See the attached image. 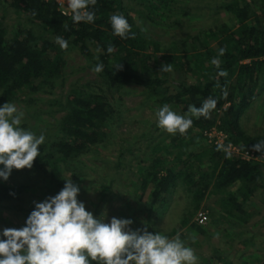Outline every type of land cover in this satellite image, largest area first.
<instances>
[{"label":"rangeland","instance_id":"1","mask_svg":"<svg viewBox=\"0 0 264 264\" xmlns=\"http://www.w3.org/2000/svg\"><path fill=\"white\" fill-rule=\"evenodd\" d=\"M228 1L190 0V8L163 11L166 17L173 20L154 15L155 12L149 11L150 8L147 9L138 0L131 1L134 8L130 11L134 20L141 25L143 32L161 42L156 52L158 64L165 61L161 56L164 52L167 55L166 62L172 66L169 79L163 84L165 89H149L138 83H128L123 87L110 86L99 73L92 70L95 67L93 59L97 56L83 54L68 41V49L62 50L56 43L59 35L49 31L39 21L30 19L9 2L0 0V28L4 29L7 38L12 39L16 33L32 29L38 37L49 38L57 44V50L63 54L65 61L62 67L64 79L61 76L53 77L37 89H17L9 103L24 113L20 127L37 137L41 134L45 136L44 143L39 146L40 154H44L49 151L52 140L57 139V121L67 111L66 99L70 94L82 90L105 97L114 105L115 111L102 124L106 130L103 140L72 157L56 153L54 158L49 159L50 163L61 166L59 182L65 185V179L71 178L80 189L78 201L83 202L86 210L104 223H110L113 217L130 219L132 224L129 227L133 231L146 227L149 232H158L170 239L179 234L185 246L194 250L197 264H264V172L255 191L247 196L238 188L241 180H236L223 191L216 190L211 184L205 195L195 200L189 190V183L179 180L173 190L166 192L151 208H147L151 186L143 188L141 184V176L153 160L161 161V171L167 164L175 170L200 164L202 171L212 173V170L219 168L221 162L217 161V157L194 155L204 146L215 144L207 140L204 129L191 127L186 135L169 134L158 127L156 112L167 104L177 114L188 115V105H192L188 96L164 102L161 99L175 92L174 82L177 80L187 83L199 80L200 70L195 56L197 50L206 54L205 43L214 47L218 44V38L210 35L211 29L220 37L229 31L227 25H238V19L224 5ZM249 1L263 15L264 0ZM184 44L190 48L188 58L181 54ZM90 46L94 53L99 51L95 44L90 43ZM149 51H155L153 46H150ZM173 55L178 60L172 61ZM187 59H191L193 70H187V63H183ZM153 60L150 58L147 61L158 66ZM180 63H183L182 66L176 68V64ZM228 104L224 102L217 112L216 123H219L218 128L221 130L224 129L221 127L220 114ZM214 114L213 111L211 115ZM241 123L251 133L264 132V91L252 99L241 116ZM47 163L42 170L13 168L7 180L0 177V182L23 187L20 193L0 199V230L26 226L27 217L35 208L34 202H43L46 200L45 194L55 196L63 189L58 186L56 179L53 180V183L57 182L55 188L48 189L53 183L48 181L50 175ZM214 173L210 176L211 182L215 178ZM142 189L146 191L141 195ZM242 189L245 190L244 187ZM54 191L57 193L54 194ZM231 191H236L240 208L229 200L227 195ZM221 194L227 196L229 207L225 208ZM200 210H205L206 216L198 220Z\"/></svg>","mask_w":264,"mask_h":264},{"label":"trees","instance_id":"2","mask_svg":"<svg viewBox=\"0 0 264 264\" xmlns=\"http://www.w3.org/2000/svg\"><path fill=\"white\" fill-rule=\"evenodd\" d=\"M5 1L24 12L30 19L39 21L52 33L78 47L83 54L89 57L97 56L99 59H93L94 66L98 63L103 64L104 70L99 74L110 86L123 87L128 83H138L149 89H165L163 84L168 81L170 72H162L160 69L167 63V55L163 52L161 56L165 61L159 65L156 52L160 49L161 42L151 34L143 32L141 25L134 20L130 11L134 8L132 0H97V4L90 6L89 9L95 13V20L92 23H74L72 13L64 14L57 0ZM138 2L145 4L147 9L150 8L149 11L161 17H166L164 12L167 9L174 12L182 8H190L192 4L190 0H138ZM224 5L238 19V25L235 27L232 24L227 25L229 31L227 34H221L220 37L215 30L211 29L210 35L218 38L217 46H209L205 43L206 54H201L198 50L196 54L194 53L199 63H196L200 70L199 80L191 83L177 80L174 82L175 92L163 96L161 101L184 95L188 96L192 105L199 107L208 97L217 99V108L214 110L215 114L211 115V119L192 117V127L199 129L208 128L214 124L219 126V123H216L218 109L222 108L224 102H229L220 114L221 127L228 133L227 139L237 143L242 149L251 150L253 144L264 140V132L247 131L242 126L241 116L252 99L264 91V9L263 15L259 14L258 8L249 0H229L224 2ZM114 14L122 15L127 19L132 32L136 34L134 39L121 38L113 34L110 17ZM167 18L171 17L167 16L164 20ZM65 24L68 25L67 31L64 28ZM90 43L98 47L97 53L92 51ZM109 44L114 48L112 53L107 52ZM56 45L49 38L38 37L32 29L16 33L10 39L5 36L4 29L0 28V106L6 102L9 103L15 97L17 89L27 87L37 89L53 77L55 79L61 76L64 79L62 67L65 61ZM150 46H153L154 52L149 51ZM220 48L227 50L223 56L218 54ZM181 50L183 57L188 58L189 45L184 44ZM150 58H153V63L158 66L148 63ZM214 58H219L221 61L220 69L211 64ZM171 60H178V58L173 55ZM187 60L183 62L187 63V70H193L191 59ZM183 63L176 64V68ZM118 64L123 65L122 69L114 67ZM220 70H226L227 77L218 76L217 73ZM234 71H236L235 78ZM224 87L228 91L226 100L221 98ZM81 91L77 90L67 97V111L57 121V139L52 140L49 151L38 155L33 163L32 169L42 170L43 165L48 162L46 165L50 175L48 181L52 183L54 179L59 182L62 169L59 164L50 163L49 159L54 158L56 153L63 157H72L102 141L106 134L102 124L115 111L114 105L105 97L96 92ZM229 112H231L230 116ZM188 131H191V128ZM216 147V143L206 145L194 154L198 157L209 154L217 157V161L221 162L219 168L212 170L213 173L216 171L213 182L210 180L213 173L202 171L200 164L188 165V168L178 170L167 164L164 171H161V161L153 160L141 176L142 187L151 186L147 208L154 206L166 192H171L179 180L189 183V190L195 200H200L211 184L217 188L216 190L223 191L226 186L236 180H241L238 188L245 196L254 192L256 184L263 177L264 169L261 161L247 159L235 152H232V157L229 159L223 151H217ZM3 167L0 165V169ZM57 182L48 189L53 190ZM58 186L64 187L61 182ZM22 188L20 185L0 182V199L20 193ZM145 191L146 189H142L141 195ZM56 193L57 191H54V194ZM51 196L53 195L45 194L46 199ZM220 196L225 208L229 207L227 196L232 204L240 208L236 191H231L227 196L223 194ZM197 227L202 231L205 230L201 226ZM2 232L3 230H0V239H5ZM92 264L96 263L92 262Z\"/></svg>","mask_w":264,"mask_h":264},{"label":"clouds","instance_id":"3","mask_svg":"<svg viewBox=\"0 0 264 264\" xmlns=\"http://www.w3.org/2000/svg\"><path fill=\"white\" fill-rule=\"evenodd\" d=\"M96 4L97 0H67L74 23L94 22L95 13L89 9ZM110 22L114 35L135 38L136 34L124 16L114 14ZM64 28L67 31L68 25ZM56 43L62 50L68 49V42L63 37H56ZM113 51L109 44L107 52ZM226 51V48H220L219 56ZM211 64L220 69L221 61L214 58ZM114 67L122 69L123 65ZM92 70L100 73L104 66L98 63ZM160 71L171 72V63L163 64ZM217 75L227 77L228 73L220 70ZM227 96L224 87L221 98L226 100ZM217 101L208 97L199 107L190 104L187 116L177 114L165 104L156 112L158 127L172 135H186L192 127V117L211 119ZM23 116L24 113L11 103L0 106V165L4 166L0 169V177L4 180L9 178L13 168L31 169L40 155L39 146L45 141L43 134L37 137L20 127ZM252 149L264 153V140L253 144ZM216 150L223 151L226 158L232 157L231 145L218 143ZM65 181L58 194L43 202H34L35 208L27 217L26 226L3 229L5 239H0V264H197L194 250L185 246L179 234L170 239L158 232L151 233L146 227L133 231L129 227L130 219L113 217L110 223H104L78 201L80 189L71 178Z\"/></svg>","mask_w":264,"mask_h":264},{"label":"built area","instance_id":"4","mask_svg":"<svg viewBox=\"0 0 264 264\" xmlns=\"http://www.w3.org/2000/svg\"><path fill=\"white\" fill-rule=\"evenodd\" d=\"M59 3L60 9L63 11V13L70 14L71 10L67 6V0H57ZM205 137L208 141L213 143H224L225 145H231V151L235 153H240L243 157L247 159H257L261 161L264 165V153H258L254 151L253 149H242L237 143H234L232 140L227 139V132L225 130H221L218 128L217 125H213L208 128H204L203 130ZM206 211L200 210L198 212V220L205 218Z\"/></svg>","mask_w":264,"mask_h":264}]
</instances>
